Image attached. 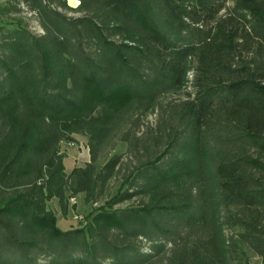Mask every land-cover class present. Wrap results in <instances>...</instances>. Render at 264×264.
<instances>
[{
  "label": "trees",
  "instance_id": "16d2710c",
  "mask_svg": "<svg viewBox=\"0 0 264 264\" xmlns=\"http://www.w3.org/2000/svg\"><path fill=\"white\" fill-rule=\"evenodd\" d=\"M76 1L0 3V264L264 259V0ZM74 135L91 158L67 173ZM113 180L59 227L54 199Z\"/></svg>",
  "mask_w": 264,
  "mask_h": 264
},
{
  "label": "rangeland",
  "instance_id": "374dc122",
  "mask_svg": "<svg viewBox=\"0 0 264 264\" xmlns=\"http://www.w3.org/2000/svg\"><path fill=\"white\" fill-rule=\"evenodd\" d=\"M1 4H6L7 0H0ZM68 4L76 8L79 5V2L76 0H68ZM70 16H79V13L69 11ZM13 19H21L24 24L28 26V28L37 35H42L44 30L42 29L38 19L36 16L28 11H24L18 17H13ZM184 93L181 92L179 94L169 95L166 97L164 102L170 101L172 99L182 98ZM157 113L151 114L148 117V121L152 124L156 122ZM73 142H63L61 145L62 153L66 155L64 163L67 173H71L72 170L76 167V164L85 165L87 161H90V150L88 145V139L82 135H74ZM127 151V145L125 143H121L118 139H115L106 149L107 159L114 157L115 155H124ZM121 186V182L113 180L110 183L108 198L98 204H87L85 203L84 195H80L76 198V203L70 201V208L68 214L65 216L63 211L61 210L59 201L54 199L49 204V209L54 211L59 218V227L63 231L72 230L75 228H79L85 226L88 218L97 210L99 207L103 206L104 202L109 198L116 195L119 188ZM135 201L125 202L123 204L118 205L116 208H126L132 206ZM145 249L149 248V244L144 242ZM245 264H264V259L254 255L251 252H247L245 257Z\"/></svg>",
  "mask_w": 264,
  "mask_h": 264
},
{
  "label": "crops",
  "instance_id": "0c3cea01",
  "mask_svg": "<svg viewBox=\"0 0 264 264\" xmlns=\"http://www.w3.org/2000/svg\"><path fill=\"white\" fill-rule=\"evenodd\" d=\"M90 162V161H87V163ZM84 165H80V164H76V167H83ZM75 167V168H76Z\"/></svg>",
  "mask_w": 264,
  "mask_h": 264
},
{
  "label": "built area",
  "instance_id": "2783aa9c",
  "mask_svg": "<svg viewBox=\"0 0 264 264\" xmlns=\"http://www.w3.org/2000/svg\"><path fill=\"white\" fill-rule=\"evenodd\" d=\"M71 202L76 203V198L71 199Z\"/></svg>",
  "mask_w": 264,
  "mask_h": 264
}]
</instances>
